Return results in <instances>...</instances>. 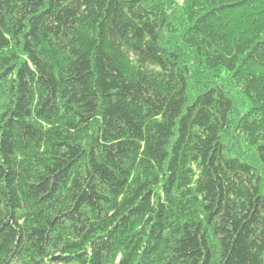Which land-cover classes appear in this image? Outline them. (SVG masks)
<instances>
[{
  "label": "trees",
  "instance_id": "obj_1",
  "mask_svg": "<svg viewBox=\"0 0 264 264\" xmlns=\"http://www.w3.org/2000/svg\"><path fill=\"white\" fill-rule=\"evenodd\" d=\"M0 264H264V0H0Z\"/></svg>",
  "mask_w": 264,
  "mask_h": 264
}]
</instances>
